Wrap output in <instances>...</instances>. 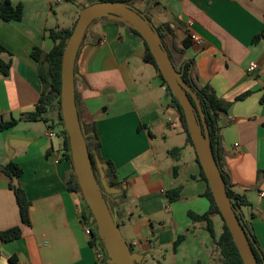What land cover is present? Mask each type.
Masks as SVG:
<instances>
[{"label":"crops","instance_id":"0c3cea01","mask_svg":"<svg viewBox=\"0 0 264 264\" xmlns=\"http://www.w3.org/2000/svg\"><path fill=\"white\" fill-rule=\"evenodd\" d=\"M9 1L24 10L19 22L0 19L2 59L10 64L8 75L0 74V122L17 120L0 131V232L19 227L21 235L0 240V264L12 257L16 264H99L79 222L80 197L66 185L70 167L50 153L59 142L46 138L44 122L24 119L42 90L33 48L48 52L45 31L71 28L85 6L75 13L65 0ZM133 8L169 29L163 30L165 46L176 62L191 64L197 87L209 86L231 103L219 124L223 170L231 190L246 195L251 206L242 210L243 219L264 251V38L252 43L263 29L264 0H135ZM144 52L128 27L99 19L92 24L75 65L79 119L86 138L99 144L93 158L114 168L121 191L111 197L112 209L140 264H216L205 224L189 218L210 207L195 151L187 153L178 113ZM251 63L258 65L254 72L247 71ZM10 163L22 171L11 180L1 172ZM9 185L29 204V226L21 223ZM175 188L179 197L171 202L167 193ZM210 219L217 238L220 218Z\"/></svg>","mask_w":264,"mask_h":264},{"label":"water","instance_id":"95a60500","mask_svg":"<svg viewBox=\"0 0 264 264\" xmlns=\"http://www.w3.org/2000/svg\"><path fill=\"white\" fill-rule=\"evenodd\" d=\"M109 19L134 30L144 40L159 73L178 101L184 115L188 135L191 139L199 165L205 175L213 200L227 227L243 264H259L252 245L258 252L262 264L264 257L256 247L241 214L234 209L225 189V182L214 157L209 132L196 91L187 85L171 63L162 45L153 20L121 2L100 1L81 7L73 30L65 44L61 58L60 114L67 135L70 158L75 181L80 194L91 212L89 224L104 249L106 264H140L142 256L130 251L123 238L116 213L105 195L116 196L120 189L107 185L104 172L106 165L94 157L98 179L94 174L92 160L86 145L84 127L79 119L75 98V65L79 47L95 20Z\"/></svg>","mask_w":264,"mask_h":264},{"label":"trees","instance_id":"16d2710c","mask_svg":"<svg viewBox=\"0 0 264 264\" xmlns=\"http://www.w3.org/2000/svg\"><path fill=\"white\" fill-rule=\"evenodd\" d=\"M65 1L67 3L74 4L77 0H65ZM91 1H92L91 4L95 2H100V1L102 2L104 1L121 2L130 7H133V2L135 0H91ZM23 10L24 9H23L22 4L13 6L9 0H0V19L3 20L4 22L21 21L23 18ZM99 20L107 21L109 23H113L115 25L125 27V25L122 23L112 21L106 18L99 19ZM96 21L98 20H95L93 23H95ZM74 25L75 23L69 29L55 28V29H49L45 31L47 37L52 41V46L48 52H44L39 48H33L31 52V57L35 62L38 63V76H39V79L42 85V90L40 93V97L38 99V103L35 107V111L32 113L26 114L24 116V119L27 121H42L48 126V129H51L57 132V134L59 135L60 145H59L58 150H56V153L58 155V160L66 161L70 167L69 174L66 180V185L69 191L74 192L80 197L81 208L78 211L79 212L78 218H79L80 224L89 226L90 224L88 221H89V217L91 216V212L89 208L87 207V205L85 204V202L83 201L81 194H80L79 186L77 182L75 181V174L72 168L68 139H67L65 130L63 128V123H62L61 114H60L61 58H62V53L65 47V44L69 38V35L71 34L73 30ZM156 29L159 33L162 45L166 49L168 53V57L171 63L173 64L175 70L181 74L184 82L187 85L191 86L194 91H196V96L200 101L202 112L205 115V122L208 128L209 139H210V143L212 146L213 154L217 161V165L221 170L222 177L225 182L226 193L234 209L237 210L241 214L244 226L248 229L249 233L251 234V237L253 238L256 244V247L258 248V250L261 252L262 256L264 257V251H262L259 248L257 240L248 222H246L243 219V215H242V210L244 208L250 207L251 205L246 195L238 194L231 190L229 179L223 170V160H222V155H221V143H220V136H219V128H220L219 124L222 118L228 115L231 103H225L219 100L216 97V94L213 91V89L209 86L204 87V88L197 87V85L193 82V79L191 76V64L189 62H180V63L176 62L175 58L173 57L169 49L165 46L164 39H163V30H166L165 32H167V30L169 31V29L166 26L156 27ZM128 30L134 35L138 36L142 40L144 47H145L143 60L145 63L152 65L154 69L156 70L158 77L161 80L162 86L166 89L167 94L171 97L172 106L176 109L178 113L179 120L182 125L185 137H186V143L193 148L191 139L188 135L183 111L178 101L172 95L169 87L167 86L161 74L159 73L157 69V65L150 51L148 50L144 40L134 30L130 28H128ZM261 38H264V23H263V29L261 33L253 37L252 43L254 44L257 43ZM5 52H6L5 48L0 44V74L3 76H7L10 70V64L6 63L2 59V54ZM246 95L247 94L240 96L237 100L243 99ZM16 123H17V120L0 122V131L10 129L14 127ZM85 133H87V129H86V132H84V134ZM92 140L93 139L90 137L86 138V145H87L88 152L90 154V158L92 160L94 174L96 178L98 179V171L95 166V161H94L92 152L93 151L97 152L99 144L94 143ZM180 150L181 149L177 148L175 149V152L176 153L180 152ZM53 152H54L53 149H50V153H53ZM195 162L199 168L200 178L206 185V191L204 193V197H206V199L209 201L210 207H209L208 212L202 215L189 213V218L192 219L194 222L205 224V230L209 233L210 237L212 238V241L214 242V245L216 246V249L218 252L216 264H243L238 254V251L235 247L231 234L229 233L227 227L225 226L223 219L221 218L219 211L215 205L210 188L205 179V175L203 174V171L199 165L197 157H195ZM104 164L106 165V170L104 172V175H105L107 185L110 188H118L119 185L118 183L115 182L114 168L112 164L109 162H106ZM1 172L6 177H8V179L10 180L13 178H18L22 173L21 169L13 163H10L2 167ZM9 187L15 195L21 223L26 226H29L30 224L29 204L26 202L23 192L15 186L9 185ZM178 194H179L178 188H175L167 193L168 198L171 202H175L178 200V197H179ZM111 205H112V208L115 206L114 203ZM211 215H218L222 222L221 230L217 238L215 236L213 223L210 219ZM20 235H21L20 228L14 227L9 230L0 232V240L2 242H11V241L19 239ZM89 246L91 248H95L97 251L104 254L105 256L104 262L99 263V264H106V255H105L104 249L95 231L93 232L92 236L89 239ZM175 246H176V243H175ZM252 249L255 253V256L259 264H262V260L260 259L258 252L253 245H252ZM130 251L132 250L130 249ZM9 261H10V264L17 263V260L13 257L10 258Z\"/></svg>","mask_w":264,"mask_h":264},{"label":"built area","instance_id":"2783aa9c","mask_svg":"<svg viewBox=\"0 0 264 264\" xmlns=\"http://www.w3.org/2000/svg\"><path fill=\"white\" fill-rule=\"evenodd\" d=\"M188 29H191L192 27V23L188 22L187 25ZM190 39L193 40L196 44L201 45V40L199 38H197L195 35H191ZM258 68V65L256 63H251L247 69L248 72H254L256 69ZM46 138L50 141H56L57 143L59 142L60 145V138L59 135L57 134V132L48 129L46 132ZM59 145H57L54 149H53V155H55V157L58 159V155L56 153V150H58ZM83 227V234L90 239V237L92 236L93 232L95 231L94 227L89 225H82ZM94 250L95 253V260L97 263H102L104 262L105 256L103 253L97 251L95 248H92Z\"/></svg>","mask_w":264,"mask_h":264},{"label":"rangeland","instance_id":"374dc122","mask_svg":"<svg viewBox=\"0 0 264 264\" xmlns=\"http://www.w3.org/2000/svg\"><path fill=\"white\" fill-rule=\"evenodd\" d=\"M91 0H78V1H76L74 4H72V3H66L64 6H65V8L67 9V10H69V11H73V12H75V13H78V7L80 8V6L82 5V6H88V5H91ZM140 7V6H139ZM138 7V8H139ZM140 10H144L142 7H140ZM57 12L59 13V15L61 14V10L59 9V10H57ZM189 150L187 151V153H192L191 151H192V148H191V146H189V148H188ZM185 154V153H184ZM166 163L165 162H162V166H164ZM219 228L217 229L219 232H220V230H221V226H222V222H221V220L219 221Z\"/></svg>","mask_w":264,"mask_h":264},{"label":"flooded vegetation","instance_id":"af4514ba","mask_svg":"<svg viewBox=\"0 0 264 264\" xmlns=\"http://www.w3.org/2000/svg\"><path fill=\"white\" fill-rule=\"evenodd\" d=\"M105 198H106V200L108 201L110 207L112 208V205H111V204H112V202H111V197L105 195Z\"/></svg>","mask_w":264,"mask_h":264}]
</instances>
